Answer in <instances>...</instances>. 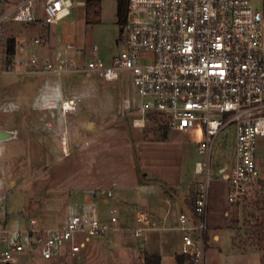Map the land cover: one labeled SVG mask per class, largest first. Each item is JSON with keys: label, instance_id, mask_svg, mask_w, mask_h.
Listing matches in <instances>:
<instances>
[{"label": "rangeland", "instance_id": "obj_1", "mask_svg": "<svg viewBox=\"0 0 264 264\" xmlns=\"http://www.w3.org/2000/svg\"><path fill=\"white\" fill-rule=\"evenodd\" d=\"M261 5L262 0H254L255 7ZM117 7L118 0H84L56 23L0 22V39L12 36L16 43L9 62L6 46L0 48V127L15 132L0 139V234L7 231L10 243L19 240L27 247L30 217L38 226H51L69 213L91 214L84 201L93 186L109 185L107 190L114 192L116 184L130 183L133 177L181 184L200 178L194 172V162L204 158L196 150L198 131L168 128V138L160 139L162 128L153 130L156 123L146 120L145 132L154 138L146 142L144 128L132 125L141 103L132 70L119 68L118 77L106 79L85 69L89 60L110 64L122 48ZM32 57L38 66L55 62L66 69L25 71L19 61ZM67 97L79 103L64 114L60 103ZM226 131L217 135L212 148L205 264H264V181L250 199L228 201L226 182L217 169L229 161L231 134L226 148L220 146ZM257 152L264 161V148ZM113 192L103 193L106 200L94 210L103 211L107 222L114 213L116 227L106 233L112 237L86 242L88 249H97L92 256L47 259L38 248L27 247L14 264H140L142 247L160 250L162 264H176L180 229L175 224L162 227L161 216H156L155 227H144L135 236L134 228L141 224Z\"/></svg>", "mask_w": 264, "mask_h": 264}, {"label": "built area", "instance_id": "obj_2", "mask_svg": "<svg viewBox=\"0 0 264 264\" xmlns=\"http://www.w3.org/2000/svg\"><path fill=\"white\" fill-rule=\"evenodd\" d=\"M74 4L83 5L84 0H0V22L56 23ZM120 29L122 48L112 62L89 60L85 69L114 79L119 68H130L141 98L135 120L144 123L149 113H158L170 130L200 132L196 150L204 158L194 162L200 178L190 212L178 210L175 223L163 216L160 224L180 229V253L187 264H205L211 155L222 130L234 132L221 174L228 183V201L250 199L264 181L255 159L257 139L264 135V0L260 8L254 0H128ZM6 42L0 39V48ZM19 63L25 71L66 69L55 62L38 66L34 57ZM78 103L75 97L61 99L62 113L77 109ZM164 200L169 204L168 197ZM135 217L141 224L134 228L135 236L158 223L144 208ZM117 220L114 213L107 222L74 212L60 225L38 226L30 217L26 245L47 259L74 255L91 238L115 228ZM27 247L19 240L10 243L7 231L0 234V264H14Z\"/></svg>", "mask_w": 264, "mask_h": 264}, {"label": "crops", "instance_id": "obj_3", "mask_svg": "<svg viewBox=\"0 0 264 264\" xmlns=\"http://www.w3.org/2000/svg\"><path fill=\"white\" fill-rule=\"evenodd\" d=\"M16 45V43H15ZM31 50V48H29ZM33 72V71H32ZM140 116V113H139ZM139 116H135L132 118V125L133 126H139L143 127L146 123L147 117L144 118V123L141 122V120H135V118H138ZM88 126H91V123L88 124ZM144 128V127H143ZM172 131V130H171ZM191 131H198V130H191ZM145 132V128H144ZM183 132V131H182ZM190 132V131H186ZM199 137L201 136L200 132ZM229 134L232 136V143L229 145L227 152L228 156L230 159L231 156V150L233 146V141H234V132L233 129L228 128L227 131L225 132V139L223 142H221V148L225 147L226 148V140L229 138ZM144 136V134H143ZM168 138V137H167ZM154 138H147L145 139L146 142L152 141ZM73 140V139H72ZM263 145V147H262ZM264 148V135L259 136L257 139V147H256V164L258 169L263 173L264 172V161L261 158H257L258 155H260V152L258 153V149ZM227 162L226 160L223 161L219 166H218V172L220 173V176L222 178V171H223V165L224 163ZM195 172V171H194ZM143 175H149L147 171L143 173ZM223 179V178H222ZM198 179L191 180L189 183L181 184L173 180H168V179H163L159 180L157 178H151L147 179L144 177H133L130 183H121V184H116L115 191L113 192L112 190H107L108 186L98 188V187H91L89 188V194H87V197L85 198L84 205L85 208H91V214L98 215L101 220H105V214L103 211L100 209H97V211L94 210V206H96L97 202H100L103 204V202L106 200V196H103V193H109L110 195L113 192V195L115 196L116 200H122L125 203L129 204L130 207L126 210L127 214H136V211L138 209L144 208L147 209L151 214L155 216H166L172 223H175V215L174 213L178 210H184L186 212H190V206H191V199L192 195L194 192L195 184ZM226 182V193L228 189V183L225 179H223ZM165 197L169 198V204L164 200ZM234 204V203H232ZM233 206V205H232ZM230 207V210L232 208ZM74 213V212H73ZM225 214H228V210H225ZM72 213L67 214L61 221V223H58L56 225H60L64 223L69 215ZM84 214V213H82ZM2 221L0 220V228L2 226ZM54 226V225H52ZM116 227V226H115ZM104 236V237H103ZM103 236L97 237V238H91L94 239V241L100 242L102 239L106 240L107 237H110V234H105ZM112 237V236H111ZM213 237L215 239L218 238V234L214 233ZM181 241V238H180ZM143 245V244H142ZM97 249H92L87 247V245L82 248L78 253L74 255H58L59 258H66L70 260H75L73 259L74 257H80L81 255H90L92 256L93 253L92 251H96ZM143 250L153 253V254H158L160 256V264H162L163 261V255L162 252L156 248L154 249H148V248H140L141 254H142V262L140 264H144V257H143ZM175 252V257L176 254L180 253L179 251H174ZM81 254V255H80ZM92 254V255H91ZM68 257V258H67ZM53 258V257H52ZM77 259V258H76Z\"/></svg>", "mask_w": 264, "mask_h": 264}, {"label": "trees", "instance_id": "obj_4", "mask_svg": "<svg viewBox=\"0 0 264 264\" xmlns=\"http://www.w3.org/2000/svg\"><path fill=\"white\" fill-rule=\"evenodd\" d=\"M98 0H85V4H94ZM128 0H118L117 7V18L118 20H122L124 18L126 8H127ZM6 46V54L7 61L9 62V57L11 54L15 52V39L12 36L7 38ZM147 121L152 120V122L156 123V127H152L153 130L156 128H162V136L160 139H166L168 137V126L164 122V118L158 113H149L146 119ZM144 137L148 138L146 132H144ZM144 264H160V256L158 254L149 253L143 250ZM176 264H187V257L184 254H176Z\"/></svg>", "mask_w": 264, "mask_h": 264}, {"label": "water", "instance_id": "obj_5", "mask_svg": "<svg viewBox=\"0 0 264 264\" xmlns=\"http://www.w3.org/2000/svg\"><path fill=\"white\" fill-rule=\"evenodd\" d=\"M14 135H15L14 131L0 127V139H5Z\"/></svg>", "mask_w": 264, "mask_h": 264}]
</instances>
